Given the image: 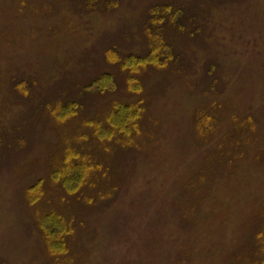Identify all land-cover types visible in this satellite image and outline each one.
<instances>
[{
  "label": "rangeland",
  "instance_id": "rangeland-1",
  "mask_svg": "<svg viewBox=\"0 0 264 264\" xmlns=\"http://www.w3.org/2000/svg\"><path fill=\"white\" fill-rule=\"evenodd\" d=\"M114 102L131 143L94 133ZM76 140L100 167L66 192ZM53 208L75 228L54 253ZM55 257L264 264V0H0V264Z\"/></svg>",
  "mask_w": 264,
  "mask_h": 264
},
{
  "label": "trees",
  "instance_id": "trees-1",
  "mask_svg": "<svg viewBox=\"0 0 264 264\" xmlns=\"http://www.w3.org/2000/svg\"><path fill=\"white\" fill-rule=\"evenodd\" d=\"M153 13H155V16L152 19V24H154L155 27L159 25V21L161 17H165V15L168 16L170 14V13L164 14V7L154 9ZM163 43H164L163 38L155 39L151 44L153 51L154 49L157 50L158 48L163 49L164 48ZM74 104L75 102H72L71 104L69 103L68 105L74 107ZM59 107H66V105L63 104L60 105ZM123 108L124 109L122 110L120 103L114 102L113 106L111 107L109 115L107 114L102 122L95 123L94 133L97 134L98 140L105 141L107 140L109 134L115 133L117 134L116 140L124 141L125 143L131 141L132 134L137 128L136 126H138L139 124L136 120L138 119V116L134 114V112H137L139 110V107L135 106V104H131V105L125 104ZM132 116H135V118H133ZM128 130L131 131L128 132ZM84 134H78V138L80 136L82 138H85L86 135ZM76 144L78 145H71L70 146L71 148L66 147L63 156L61 157L59 162L54 166L55 167L54 169H57L55 171V176L59 177L61 181L67 182V186L65 187L66 192L70 189L73 190L74 187L76 186L75 185L76 181L74 180V178H69V177H74L75 175L78 174L76 168H78L79 173H82L81 171L82 168L84 171L88 169L89 173L85 175V183L88 181L89 178L93 180L91 181V183H93L95 181L93 177L96 175L94 171L98 167H100L98 158L94 156L92 153L88 152V148H86V146H85V150H83L82 143L80 144V142L76 140ZM102 168H104V166ZM78 175L75 177H78ZM68 182H70V184H68ZM32 189L33 188L29 189L28 192L29 197L35 196V192L32 191ZM80 195L82 196L85 194L84 192L81 191ZM62 197L64 199L66 198L64 196ZM41 225L46 229L47 237L46 239H44V241L48 243L49 249L50 251H53V253L54 251H60L63 248L65 249L64 247L65 236L68 234V231L75 229L73 219L68 218L61 211L55 208L46 210L41 214ZM58 234L64 236V238L57 237ZM55 244H58L60 248L56 249ZM53 262L55 264L59 263L57 262V257H55Z\"/></svg>",
  "mask_w": 264,
  "mask_h": 264
}]
</instances>
